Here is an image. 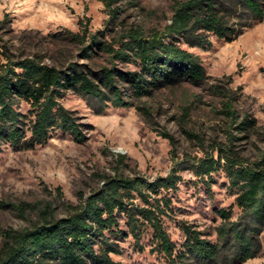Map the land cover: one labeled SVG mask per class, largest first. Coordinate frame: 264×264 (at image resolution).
<instances>
[{"label":"rangeland","instance_id":"1","mask_svg":"<svg viewBox=\"0 0 264 264\" xmlns=\"http://www.w3.org/2000/svg\"><path fill=\"white\" fill-rule=\"evenodd\" d=\"M174 1L120 0L119 16L107 22L109 13L102 0H0V46L8 43L15 52H41L48 62L73 58L98 67L109 63V54L98 50L91 58L81 55L80 44L69 30L77 32L87 26L103 39L115 41L130 26L140 25L147 32L164 28L171 20ZM210 37L209 46L180 40L183 47L200 56L208 76L205 80L186 77L142 98L133 96L129 83L121 81L136 105L110 104L102 112L84 96L69 91L62 102L84 123V139L57 129L47 142L31 148L14 149L10 143H2L0 230L28 226L38 220L42 209L58 217L68 214L83 196L100 188L109 174L153 180L180 166L176 187L158 194L172 200L173 209L164 217L171 238L181 246L185 240L181 223L187 221L215 241L216 226L222 221L218 210L232 206L233 218L241 213L235 202L239 188L231 185L224 166L207 176L198 173L192 161L226 139L225 97L213 88L217 83L234 96L233 103L242 115L256 119L249 133L233 131L240 136L236 147L251 161L259 158L264 148V18L253 20L234 39ZM116 62L123 70L138 68L135 63ZM141 105L148 106L152 114L144 113ZM29 108L21 103L24 111ZM164 128L173 134L174 142L160 133ZM22 202L30 204L23 213L13 205ZM135 202L144 204L140 197ZM119 220L127 233L111 235L121 247L120 252L112 253L115 260L121 264H170L157 248L150 226L144 227L140 247L129 231L126 215L122 213ZM262 241L259 253L240 264H264V231Z\"/></svg>","mask_w":264,"mask_h":264},{"label":"trees","instance_id":"2","mask_svg":"<svg viewBox=\"0 0 264 264\" xmlns=\"http://www.w3.org/2000/svg\"><path fill=\"white\" fill-rule=\"evenodd\" d=\"M102 1L109 13L107 22H112L119 16L120 0ZM263 18L264 0H175L171 20L164 28L154 27L147 32L140 25L130 26L117 34L115 41L103 39L100 32L90 31L87 26L77 32L69 30L80 44L81 55L91 58L98 50L109 54V63L98 67L73 58L48 62L46 54L15 52L3 43L0 146L7 142L14 149L31 148L47 142L57 129L84 139V123L62 102L69 91L84 96L96 111L102 112L110 104L136 105L121 81L129 83L136 98L152 95L161 86L186 77L203 81L208 76L200 56L183 47L180 40L209 46L211 34L231 40L253 20ZM117 60L135 63L138 68L123 70ZM213 88L225 97L222 112L227 121L226 139L207 148L192 165L207 176L224 166L231 185L239 188L235 202L241 208L237 218H233L232 206L218 210L222 221L216 226L215 241L187 221L181 223L185 233L181 246L171 238L164 217L173 209L172 200L158 194L176 187L181 167L174 166L169 174L153 180L142 175L109 174L100 188L83 196L68 214L58 217L42 209L38 220L28 226L2 228L0 264H121L112 256L121 247L111 235L127 233L120 226L122 213L140 247L144 227L153 229L157 248L170 264H240L256 256L263 247L264 148L259 158L251 161L236 147L240 136L233 128L249 133L257 121L239 112L234 96L224 86L217 83ZM23 102L29 104L28 112L21 109ZM140 107L152 114L148 106ZM160 133L174 142L166 128ZM152 193H156L153 200ZM136 197L144 204L135 202ZM13 205L23 213L30 204Z\"/></svg>","mask_w":264,"mask_h":264}]
</instances>
